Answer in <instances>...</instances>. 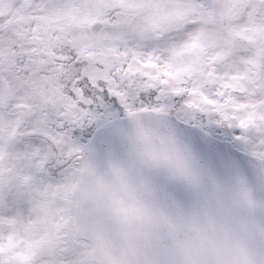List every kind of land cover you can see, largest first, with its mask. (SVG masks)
Segmentation results:
<instances>
[{
    "label": "snow or ice",
    "instance_id": "snow-or-ice-1",
    "mask_svg": "<svg viewBox=\"0 0 264 264\" xmlns=\"http://www.w3.org/2000/svg\"><path fill=\"white\" fill-rule=\"evenodd\" d=\"M173 111L238 129L264 173V0H0V264H164L146 229L199 235Z\"/></svg>",
    "mask_w": 264,
    "mask_h": 264
},
{
    "label": "water",
    "instance_id": "water-1",
    "mask_svg": "<svg viewBox=\"0 0 264 264\" xmlns=\"http://www.w3.org/2000/svg\"><path fill=\"white\" fill-rule=\"evenodd\" d=\"M170 123L178 129L177 146L188 151L202 174L199 185H193L181 178L172 182V187L179 190L184 199L199 212L201 225L199 235L192 233L173 235L163 227L145 230L149 235L155 232V236L150 243L142 246L143 251L150 256L158 257L164 264H175V248L179 236L185 237V244L191 242L189 238L195 237L217 251L240 239V222L220 196L226 187L235 185L233 182L235 175L244 177L255 198H264V173L249 155L233 149L228 143L219 142L193 125L177 120L173 115H170ZM157 134L165 135L161 131ZM218 154L237 159L239 167L227 171L219 164ZM119 156L127 165L140 170L139 162L127 149H121ZM144 171L161 180L170 179L163 170ZM249 253L253 257H258L260 249L254 246L249 249Z\"/></svg>",
    "mask_w": 264,
    "mask_h": 264
},
{
    "label": "clouds",
    "instance_id": "clouds-1",
    "mask_svg": "<svg viewBox=\"0 0 264 264\" xmlns=\"http://www.w3.org/2000/svg\"><path fill=\"white\" fill-rule=\"evenodd\" d=\"M220 196L239 220L240 239L222 250H215L195 237L185 244L184 236L177 238L175 264H253L249 249L258 247L264 257V198H254L253 206L236 196L235 185L226 187Z\"/></svg>",
    "mask_w": 264,
    "mask_h": 264
},
{
    "label": "rangeland",
    "instance_id": "rangeland-1",
    "mask_svg": "<svg viewBox=\"0 0 264 264\" xmlns=\"http://www.w3.org/2000/svg\"><path fill=\"white\" fill-rule=\"evenodd\" d=\"M172 113L175 114L178 118H180L183 121L199 126L200 128L206 130L208 133H210L212 136H215V137L220 136V133L222 132V128L225 131L229 132V135H233V137L234 136L238 137L240 135V132L238 129H231V128H228L227 126H220V125L215 124L214 122L209 123V120L207 117H204L202 121L198 123L195 119H193L192 117L188 115L178 114L176 111H173ZM86 142H87V139L85 140V143ZM240 146H241V149L245 151L243 145L240 144Z\"/></svg>",
    "mask_w": 264,
    "mask_h": 264
},
{
    "label": "flooded vegetation",
    "instance_id": "flooded-vegetation-1",
    "mask_svg": "<svg viewBox=\"0 0 264 264\" xmlns=\"http://www.w3.org/2000/svg\"><path fill=\"white\" fill-rule=\"evenodd\" d=\"M226 136H227V138H229L230 135L228 134V135H226ZM234 145H235L236 147H238V145H240V143H238L237 140H234Z\"/></svg>",
    "mask_w": 264,
    "mask_h": 264
}]
</instances>
